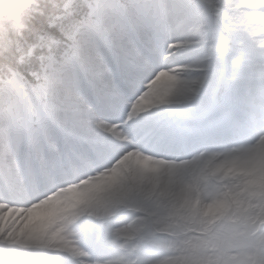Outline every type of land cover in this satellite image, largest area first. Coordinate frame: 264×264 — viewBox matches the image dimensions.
<instances>
[{"label": "snow or ice", "instance_id": "6c2138e0", "mask_svg": "<svg viewBox=\"0 0 264 264\" xmlns=\"http://www.w3.org/2000/svg\"><path fill=\"white\" fill-rule=\"evenodd\" d=\"M53 8L16 42V68L12 41L0 42V264H264V162L256 175L232 174L264 146V0H53ZM162 47L165 63L190 48L202 54L157 70ZM224 54L243 112L237 147L211 152L223 160L167 182L122 170L32 226L27 205L71 172L124 153L160 158L101 134L126 92L139 89L127 121L193 101L209 82V60ZM162 78L172 85L164 92ZM123 211L129 221L114 225ZM77 235L107 251L93 257Z\"/></svg>", "mask_w": 264, "mask_h": 264}, {"label": "rangeland", "instance_id": "374dc122", "mask_svg": "<svg viewBox=\"0 0 264 264\" xmlns=\"http://www.w3.org/2000/svg\"><path fill=\"white\" fill-rule=\"evenodd\" d=\"M163 47L160 49V54L162 52ZM166 52V51H165ZM160 54H159V58H160ZM202 54L201 50L199 48H195L192 50H186V51H181L180 53H177V55H181L183 62L178 63V64H190L193 60L197 59L200 55ZM161 60L162 63V67L165 64V60L163 59H159ZM230 60H231V55H229L226 59L222 60L221 58H218L217 56H213L210 60H209V82L208 84H206L203 88H201L200 92L198 93V95L193 99V101L190 102H186V103H182V104H165L164 106H172L175 109H177L176 113H181V115L186 116V117H190L192 115H195L197 113H201L202 110H205L209 107L212 97H214V93L215 90L217 88V85L219 82H221L222 80L226 81L228 84V88H229V92L230 93V89L233 88V93H231L230 96V102H224L221 103L220 105H218V108H214V109H219L221 107H224L225 110H227V115L228 117L233 121V117H232V110H234V105L237 108L242 109L241 106V102H240V97H239V93H238V82L233 81L230 76H231V68H230ZM173 63H171L170 65H172ZM173 67V65L171 66ZM194 70V68H193ZM201 73H193V72H182L180 73V76L183 79H192L195 75H199ZM157 89L160 92H164L166 91L169 87H171L172 85L167 81L166 78H162L160 82H158V84L156 85ZM227 94V95H228ZM226 95V96H227ZM123 100L121 102V104L119 105V108L117 111H115L114 113H112L110 116L106 117L112 121H110L108 123V127L101 130V134L109 137L111 139H114L116 142L118 143H124L127 142L129 140L126 131L124 130V127H122L120 125V121L124 116V113L122 112L123 110ZM233 107H232V106ZM163 105H159L157 107L154 108V111H160L162 110V108H164ZM213 105L211 110L213 109ZM232 109V110H231ZM185 114V115H184ZM151 113L147 114L145 113H141L139 116L134 117L133 121H134V126L137 125H141L143 120H152V115ZM151 119V120H150ZM145 127L148 126V122H144L143 123ZM238 124V121L234 123V125H229V127L227 128L229 130V132L231 134L234 135L235 139H238L239 136L236 133V129L234 128V126H236ZM124 139V141L122 140ZM171 143V142H169ZM237 143H235L232 147L235 148ZM255 154H256V159L254 160H249L247 162H244L242 164H240L238 167L232 169V172H234V174H241V175H246V176H252V175H256L257 174V170L259 167H261V163L264 162V146H260L259 149H255ZM178 155L175 154V156H171V157H177ZM193 156V155H192ZM178 158H185V157H179ZM225 157H217L214 159L212 165H215L217 163H219L221 160L220 159H224ZM128 162H122L121 165H118L117 167L115 166V168L109 170L107 173H105V176L108 177V179L114 180L116 178L117 171L121 172L122 170L124 171H131L132 169H136V168H140L143 169L147 174H149V176L159 180L160 182H167L169 180V178L176 173L177 171L181 174V169L180 168H185L182 167L183 164H178V165H173L171 163V161H169L170 159L164 158V157H160V158H142L139 154L135 153L134 156H130L128 158ZM211 157L205 158L204 163L208 164V166H211ZM188 164H193L188 163ZM205 164V165H206ZM117 169V170H116ZM202 168H198L195 164V166H190V170L188 171L189 176L198 174L202 171ZM100 182L97 183V186L95 187H99ZM94 187V188H95ZM70 195H73L75 198H77L79 201L85 197L86 193H84L82 191V189L79 188H73V189H68V191L65 190L64 195L58 199L55 204L46 209L45 210V217L42 220H39L37 218V220H39V223H34V219L32 221V224L34 228H40L43 227L49 220V218L53 215V213H55L58 209L63 208V207H71L72 205H75L74 202L70 201ZM78 203V202H77ZM123 221V222H122ZM121 222H119V225H123L127 222V218H123ZM88 221H85V218H81V227L79 228L78 232H81L83 229V225L84 223H86ZM125 222V223H124ZM83 237V236H82ZM74 239H76V237H73ZM79 244L81 247H84L86 250L90 251L92 253V255L95 257L100 251H107L106 249H103L102 247H98V248H93L92 244L89 242L88 239L84 238L83 239H79L78 240Z\"/></svg>", "mask_w": 264, "mask_h": 264}, {"label": "clouds", "instance_id": "9594fccd", "mask_svg": "<svg viewBox=\"0 0 264 264\" xmlns=\"http://www.w3.org/2000/svg\"><path fill=\"white\" fill-rule=\"evenodd\" d=\"M38 4L39 0H0V42L9 38V35L12 33L22 35L23 31L27 28V22L31 14L38 10ZM147 98L145 97V99ZM137 102L143 103L140 96H137L132 101L133 104ZM129 154L124 153L114 158L110 166H101L98 169L87 168L71 172L67 177L62 178V181L58 185L43 189L38 193V198L27 205V207L32 208L34 223L40 222L35 219L34 214L52 207L64 195L66 189L79 188L90 190L94 188L98 182L104 180L105 173L115 168Z\"/></svg>", "mask_w": 264, "mask_h": 264}, {"label": "trees", "instance_id": "16d2710c", "mask_svg": "<svg viewBox=\"0 0 264 264\" xmlns=\"http://www.w3.org/2000/svg\"><path fill=\"white\" fill-rule=\"evenodd\" d=\"M57 4L62 3V0H55ZM59 9L53 8V0H39L38 4V10L33 12L27 22V28L23 31L22 34H27L29 31L33 29L34 24L39 20V19H44L45 21L47 18L51 15L56 14ZM9 39L12 41V50H11V55L13 57L12 62H11V67L16 68L17 67V62L18 58L20 57L21 53L16 51V42L19 41L23 43V40L21 38V35H16L15 33H12L9 35ZM5 63V59L3 55H0V64ZM23 67V66H20ZM33 69L35 71H39L38 68V61H36L33 64ZM27 80L30 82H35L34 77L30 73H25Z\"/></svg>", "mask_w": 264, "mask_h": 264}, {"label": "bare ground", "instance_id": "6f19581e", "mask_svg": "<svg viewBox=\"0 0 264 264\" xmlns=\"http://www.w3.org/2000/svg\"><path fill=\"white\" fill-rule=\"evenodd\" d=\"M164 51H167L166 49H164ZM170 58H172V57H170ZM169 58V59H170ZM172 63H173V60L171 61ZM171 64V63H170ZM157 66H159V64H156V67ZM157 87V86H156ZM165 104H163V106H164ZM232 106V105H231ZM164 109L166 110V109H168V106L167 107H165L164 106ZM162 110H163V108H162ZM149 112H151V113H153V114H156V113H158L159 111H154V108L153 109H151ZM151 116V115H150ZM151 120V119H150ZM202 147H203V145L200 147V146H198V148L196 149V151H198V150H202ZM175 154H177L179 157H186V156H188L189 155V152H188V150H187V147H184V148H182V149H180V151H178V150H174L173 151V153L171 154V156H175ZM45 210H41V211H38V212H36L34 215H35V218H37V219H39V220H42L44 217H45ZM33 215H32V221H33ZM34 224H32V226H33Z\"/></svg>", "mask_w": 264, "mask_h": 264}]
</instances>
